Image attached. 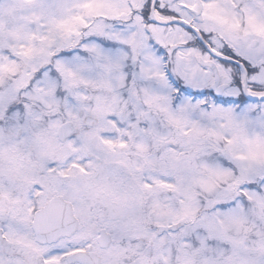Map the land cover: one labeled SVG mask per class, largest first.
Wrapping results in <instances>:
<instances>
[{
	"label": "snow or ice",
	"instance_id": "6c2138e0",
	"mask_svg": "<svg viewBox=\"0 0 264 264\" xmlns=\"http://www.w3.org/2000/svg\"><path fill=\"white\" fill-rule=\"evenodd\" d=\"M0 264H264V0H0Z\"/></svg>",
	"mask_w": 264,
	"mask_h": 264
}]
</instances>
